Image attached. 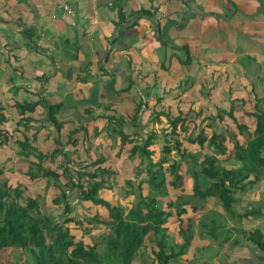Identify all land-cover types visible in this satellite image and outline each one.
Segmentation results:
<instances>
[{"label": "crops", "instance_id": "crops-1", "mask_svg": "<svg viewBox=\"0 0 264 264\" xmlns=\"http://www.w3.org/2000/svg\"><path fill=\"white\" fill-rule=\"evenodd\" d=\"M119 2L126 20L122 27L116 24L118 16L115 0H0V104L5 106L9 115L8 127L18 129L13 131L10 141L0 146V167L10 166L7 165V149L12 150L14 155L17 153V140L24 136L22 131H31L28 135H36V140L52 138L54 142L55 138L61 136V132H65L63 129L80 127L92 136L96 127L93 123L101 117L98 115L113 110L118 105L131 104L135 109L138 102L145 98L151 103L155 100L154 95L144 91L150 87L147 80L151 74L160 70L163 79L167 81L168 90L173 88L168 80L169 68L174 62L182 65L180 62L183 59L178 56L182 52L181 46L186 45L191 51L187 40L200 37L205 29L209 30L214 26H218L226 34V41L220 45L212 40L204 50L212 48L216 54L229 60L238 55L237 44H241L244 56L258 67L255 82L260 79L264 82V0ZM60 4L66 5L71 12H66ZM140 8L154 11L153 16L136 12ZM133 12L135 14L130 15ZM184 32L188 39L181 36ZM231 40H234V44ZM235 69L240 72L249 70L245 63L232 71ZM155 79L156 76L153 80ZM255 82L250 80L251 88L257 87ZM126 87H129L127 91H121ZM242 92L239 96L253 98L251 90ZM30 99L61 102L57 116L65 121L64 128L57 133L55 127L46 121L47 112L42 106H37L31 113H25V117L33 118L27 127L12 125L14 103ZM144 103L141 108L146 110L148 102L145 100ZM15 119L14 122L18 123L21 116ZM133 125H126L125 131H145L141 122L136 129ZM121 127L124 130L122 125ZM102 135L109 140L107 132L95 135L92 140L86 138L82 141L77 134L74 137L78 139V144H86L91 152L90 145L95 148L99 142L104 143L100 141ZM72 155H68L67 159H72ZM16 157L25 159L18 154L14 159ZM25 165L27 162L24 167ZM35 184L36 181H33L32 185ZM49 185L51 190H46ZM49 185L45 183L43 193L52 192L56 195L52 184ZM28 195L35 194L32 195V191H29ZM262 209L258 210V214ZM166 226L167 234L168 230L173 229L178 235V227L171 221ZM201 229L206 234L214 231L208 227ZM261 230L264 231V228ZM191 231L193 232L192 229ZM246 233L243 235L244 243H229L226 237L223 245H209L215 248L209 253L205 252L208 244L194 242V234L184 248L180 246L184 240L173 236L174 239H170V242L180 243L175 249L179 247L176 251L181 252L166 264H264V250L248 239L249 231ZM169 250L167 249L168 252ZM152 256L151 254L145 264L151 262ZM207 256L211 258L207 260ZM143 261L138 257L132 264H143Z\"/></svg>", "mask_w": 264, "mask_h": 264}, {"label": "trees", "instance_id": "trees-1", "mask_svg": "<svg viewBox=\"0 0 264 264\" xmlns=\"http://www.w3.org/2000/svg\"><path fill=\"white\" fill-rule=\"evenodd\" d=\"M115 1L118 16L116 24L122 27V23L126 21L123 7L120 5V0ZM136 12L148 16L154 14V11L145 8H140ZM132 14L134 15L135 12L130 15ZM181 50L187 54V58L181 62L189 63L188 47L182 45ZM9 63L12 64L11 61ZM128 89L129 87H126L121 91ZM250 90L253 98L248 96L233 97L229 101L228 110L221 109L217 112V120H223L224 114H226L238 131L237 135L230 134L232 139L230 145L226 143L224 132L212 130L208 136L205 133V128L195 117H188L187 113L184 115L178 113L172 117L168 116L167 119L174 144L166 143L163 146L161 159L153 161L151 157L153 150L149 148L155 136L153 132L137 143V132L123 131L121 125L120 128L113 127L121 138L122 147L119 153L125 149L124 151L128 152L129 157L138 153L141 159L146 158L147 160L146 163H139L136 167L139 169L143 166L146 177L139 179V173L135 172L136 180L130 178L126 180L127 188L124 187V191H128L130 195L134 194V199L129 207L102 195L103 190H111L104 177L112 174L111 167L103 165L106 157H98L82 166L75 167L77 178L67 166L60 168L59 165H56L55 167L60 168L56 170L42 167L44 160L54 161L53 153L59 152L58 146L71 143L72 146H76L78 144V139L74 135L80 131V127L69 130L64 141L60 137L55 138L57 147L51 153H42L24 135L22 139L17 140L18 154L28 161L24 173L33 181L52 178L53 181L50 184L57 187L62 193L61 198L54 196L53 202L62 204L63 211L57 216L58 220L43 216L40 212L38 195L36 194V197L24 196L30 191L29 184L19 181L14 184L9 179L2 178L4 168L0 167V250L13 247L24 253L28 251L34 260L27 264H132L140 251L147 248L149 244L150 253L153 255L149 264H155V262H157L156 264H166L181 252V250L176 251V243L170 242L166 232L167 223L171 221L178 227V234L182 235L184 240L180 245L181 248L188 245L193 232L191 231L190 217L187 216L186 204H189V200H181L183 196L178 193L174 198L171 196L169 200L166 199L164 204L161 202L164 198L162 195H167L164 186L166 182L175 187L177 185L175 177L174 180L170 178L166 181L167 176L163 169V163L167 161V158L164 157L165 154H169L174 148L181 153V156L187 152L186 155L193 159V166L190 169L192 196L200 199L215 198L225 210H230L237 201L234 195L236 190H245L250 184H255L260 179L264 181V87L260 96H258L256 88L252 87ZM234 99L241 102L242 107L239 111L242 113L243 119L235 114L234 107L238 104L234 103L236 102ZM61 105V102L49 103L42 99H30L23 103L16 101L13 106L17 107L21 116L18 124H23L26 127L33 118L25 117V113H31L37 106H42L47 112L46 121L51 123L59 133L65 122L57 116ZM142 105L143 100L141 99L135 107L132 124L136 123ZM5 110V106L0 104V146L10 141L14 135L13 131L18 130L17 127L15 129L8 127L10 119ZM195 113L197 116L200 114L199 112ZM98 116L106 118L108 123L112 122V116L110 117L108 114ZM200 117L202 116L200 115ZM201 120L203 121L204 118L202 117ZM195 127L197 133L193 135ZM93 131H97V126ZM84 133L89 140L91 136L85 130ZM180 133H182L181 138L184 141L180 138ZM240 135H246L244 140L238 137ZM183 142H186V145ZM187 144L195 146L196 151L188 152ZM205 147L212 148L213 151L205 152L203 158L197 161V156L200 154L198 152ZM84 161L86 160L81 159L79 162ZM176 166L174 162L171 163V171H177ZM141 172H143L142 169ZM144 187L147 189L146 194L142 193ZM75 198L83 200L85 205L92 209L91 204L94 211L91 214L88 212L86 217H80L81 219L73 217L71 201ZM172 209L175 210V214ZM192 209H195V206H192ZM255 213L256 210L249 209L244 211L241 216H252ZM84 221H87L89 225L93 222L88 229L89 233H99L93 243L87 242L76 227L69 225L74 222L80 228ZM94 223H99L103 227H96ZM186 232L188 236L185 235ZM247 237L264 250V237L259 230L249 231ZM168 245L169 252L167 251ZM4 264L22 263L16 261Z\"/></svg>", "mask_w": 264, "mask_h": 264}, {"label": "rangeland", "instance_id": "rangeland-1", "mask_svg": "<svg viewBox=\"0 0 264 264\" xmlns=\"http://www.w3.org/2000/svg\"><path fill=\"white\" fill-rule=\"evenodd\" d=\"M205 26L207 25H204V27ZM181 36L183 38H187V33L184 32V35ZM212 40L221 45L224 41H226V34L221 32L218 26H214L209 30L205 29L200 37H195L187 40L191 48V51H189V57L191 61H189V63L180 62L182 65H178L176 62H174L169 68L168 80L170 86L173 88H170L168 90V87L166 85L167 81L163 79L160 70H157V73L151 74L150 79L147 80V83L150 85V87L149 89H145L144 91L146 93L153 94L155 100H152V102L150 103V100L148 98H145V100L148 102L147 109L145 110L142 109L143 107L141 108L138 113L136 123L134 124V128L136 129V126L139 124V122H141L142 126H145V131H135L138 133V136L136 138L137 143H140L148 134L152 132L155 134L154 139H152L153 143L149 146V148L153 150V154L151 156L153 161L161 159V157L163 156V146L166 143H170V145L174 144V139L172 137V134L170 133V124L167 121L168 116L172 117L174 115H177L178 113H182V115L187 113L188 117H195V119L199 123H201V126L205 128L206 135L209 136L212 130L224 132L226 143L229 145L232 143L230 134L233 133L237 135L238 133L233 121L226 114H224V118L221 121L216 119V115L217 112H219L218 110H228L229 101L231 100V98L240 97L239 95L243 93L242 91L250 90V80L255 82L258 67H255L253 65V62L250 63L248 57L244 56V53L242 51L243 46L241 44H237L238 55L235 58H229V60L225 59L227 58L225 56L216 54L217 52L212 48L204 50V48L208 45V43L212 42ZM231 42L234 44V40H231ZM178 56L184 60L187 58V54L183 50ZM220 59L221 63L218 64ZM168 60V62L171 61L170 56H168ZM243 63H245V67L249 69L247 72H240L238 71V69H235L237 71H232V69H234L235 67H240V65H243ZM155 76L156 79L153 80ZM257 82H255L257 85V93L258 95H261L264 87V82L261 79ZM145 100L143 99L142 106H144ZM234 100H236V102L234 103L238 104L234 107L236 110L235 114L236 116L241 117L242 113L239 111L242 107V105H240L241 102L237 99ZM134 110L135 109L131 104L118 105L115 106L113 110H107L106 112L102 110V112H104L103 114H108L110 115V117L112 116V122L108 123V120H106V118L102 116L95 119L93 124L97 126V131H93L94 133L91 137H89V140H92L95 135L99 136L101 132H107L108 134H110V137L107 141L108 137L102 135L100 141H104V143L99 142V144H97L95 148L90 145L93 150H91V152L88 150L89 148L86 146V144H78L76 146H72L71 143L66 146L61 145L57 147L52 138L46 140H36V135H28L29 133H31V131L22 132L29 138L31 144L35 147H38L42 153H51L56 147L60 148V150L57 149L60 153H53L54 161L47 159L42 162V167L44 169L50 168L56 170L67 166L70 167V171L77 178L75 167L84 165L85 163L94 159L96 156V158L106 157V161L103 165H109L112 169V174L105 175L104 177L109 183L111 190H103L102 195L106 198L117 201L125 205L126 207H129L134 199V194L130 195L128 191H124V187L127 188L126 180H128L129 178L132 180H136V173H139V179L141 177H146L144 167H139V169H136V167L139 163H146L147 160L146 158L141 159V156H139L138 153H136L132 157H129L128 152L124 151L125 149L122 150L121 153H119V150L122 147L121 138L118 131L113 129V127L120 128L119 126L122 125L124 127L123 131H125L126 125L132 123ZM194 111L199 112V116H197ZM12 114L14 116V119H11V124H18L17 122H14V120H16L15 118L19 116L17 107H14ZM200 115L204 118L203 121L201 120L202 117H200ZM21 126L23 127L24 125L21 124ZM84 130V128H80V131L76 133L78 135V138L82 141L86 139L85 133L81 132ZM63 131L65 132H61L60 136L62 141L65 140V136L69 132V130L63 129ZM193 133V135L197 133L196 127L195 130H193ZM76 134L74 136H76ZM181 136L182 133H180V138ZM245 136L246 135H240L238 137L244 140ZM23 137L24 136H21V139ZM177 137L179 138V136ZM183 143L184 145H186V142ZM99 145L100 147H98ZM187 146L189 147L188 152L194 153L196 151L195 146L189 144H187ZM95 149L98 151H96ZM18 151L19 147H17L15 151L17 153H15V155L18 154ZM211 151H213L212 148L208 147L200 150L198 152L200 154H198L197 156V161L203 158V154L205 152ZM7 152L9 156V163L7 165L10 166L3 167L4 174L2 175V178L9 179L10 182L14 184L18 181L26 183L28 182L31 188L30 192L32 191V195L35 194V197L36 194L38 195L41 214L43 216L53 218V220H58L57 216L62 213L63 205L54 203L53 198L54 196H58L61 198V190H59L58 192V188L53 186L52 189L55 190V195L52 192L43 193L42 189L45 188V183L49 185V183H51L53 179H38L36 180V184L33 186V180L29 179V177L24 173V171L27 169L28 161L17 157L14 159L15 155L12 150L8 151L7 149ZM70 154H73L71 156L72 159L68 160L67 156ZM186 154L187 152H185L184 156H181V153L178 152L176 148L172 149L169 154H165L164 157L167 158V161L163 163V169L165 171V175L167 176L166 181H168L170 178L174 180L175 177L177 185L175 187L173 185H169L166 182L164 186L166 187L165 189L167 190V195H162L164 198L163 200H161V202L164 204L167 201L166 199L169 200L171 196H173L174 198V196H176V194L178 193L182 194L183 196L181 197V200H189V204H186V207L188 209L187 216L190 217L191 229L193 230V234L196 235V240L194 239V242H204L208 244L209 249L206 248L205 252L209 253L215 250V248H212L209 245H223L224 238L226 237H228L227 242L229 243H231L232 241H237L239 244L244 243L245 238L243 237V235L247 234L246 232L253 230L256 227L259 228L258 230L264 237V231L261 230L262 228H264V208L262 209L264 205L263 179L258 180L255 184H250L245 190H236L234 195L237 198V201L233 204L230 210H225L221 206V203L215 198L200 199L192 196V181L190 169L193 166V159L191 157H188ZM81 159H85L86 161L79 162ZM26 162L27 165H25L24 167V164H26ZM173 162L177 165V171L175 172L174 170L171 171L170 169V164ZM60 163L63 165H61ZM56 165H59L60 168L55 167ZM141 169L143 172H141ZM50 188L51 186L49 185L46 190ZM146 192L147 189L146 187H144L142 193L146 194ZM26 195H28V193L24 194V196ZM69 197L71 198V196ZM159 199H162V197H159ZM71 203L73 205L71 215L73 217H78L77 219L84 218L86 217L88 212L91 214V212L94 211V207L90 204V206L92 207L91 209L90 207L85 205L83 200H78L77 198H75L71 201ZM192 206H195V209H192ZM102 209L101 211L105 212V210ZM249 209H254L256 211L262 209V211L260 214H258L259 212H257L252 216H241L244 211ZM172 212L175 214L174 209H172ZM92 224L93 222H91L89 225L87 221H84V223L80 225V228H78L74 222H71L69 225L71 227H76V229H78L79 231V234L82 235V237H84L87 242L93 243L95 242L99 233H89L88 229L92 226ZM94 225L96 227H103V225H100L99 223H94ZM206 227L214 231L211 234H206L201 229ZM194 229H198V231H194ZM168 234L169 236H172H170L169 239H174L173 236H179L178 238L183 239V236L180 234L177 235L173 229L168 230ZM185 235L188 236V233L186 232ZM179 245L180 243H177V246ZM169 248L170 247L168 245L167 249L169 250ZM141 251H143L142 255ZM141 251L139 253L140 256L138 255L136 257V260H138V257H140V259L144 260L143 264L148 263L147 260L151 257L149 249L145 250V248H143ZM210 258L211 256H207V260H209ZM33 260L34 258L28 251L24 253L17 248L0 250V264H4L6 262L13 263L16 261H19L22 264H27L30 261L33 262Z\"/></svg>", "mask_w": 264, "mask_h": 264}, {"label": "built area", "instance_id": "built-area-1", "mask_svg": "<svg viewBox=\"0 0 264 264\" xmlns=\"http://www.w3.org/2000/svg\"><path fill=\"white\" fill-rule=\"evenodd\" d=\"M60 6L62 7H64V10L66 11V12H68V13H70L71 12V9L70 8H68L66 5H61L60 4Z\"/></svg>", "mask_w": 264, "mask_h": 264}]
</instances>
